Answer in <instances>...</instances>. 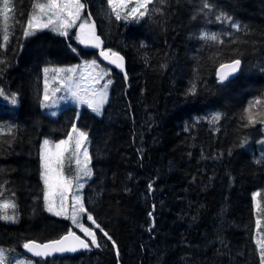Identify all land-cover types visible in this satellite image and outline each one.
Instances as JSON below:
<instances>
[{
    "label": "trees",
    "instance_id": "obj_1",
    "mask_svg": "<svg viewBox=\"0 0 264 264\" xmlns=\"http://www.w3.org/2000/svg\"><path fill=\"white\" fill-rule=\"evenodd\" d=\"M83 2L103 47L124 56L127 79L112 69L101 117L68 107L53 118L42 108L44 68L92 57L107 64L96 51L48 30L25 38L33 0H13L19 22L9 20L10 41L0 48V89L16 93L17 104L0 96V191L15 200L18 222L0 221V248L22 255L25 242L55 240L69 229L88 239L46 210L40 177L42 141L67 139L75 123L88 133L93 171L80 223L96 231L102 247L33 264H259L264 103L252 109L254 125L245 126L242 117L250 102L264 101V0H209L210 12L201 11L203 0H157L150 6L157 11L139 21H117L107 0ZM203 33L224 43L201 39ZM234 59L241 60L238 75L220 84L217 68ZM216 114L219 121L212 120ZM89 213L116 242L119 256L87 220Z\"/></svg>",
    "mask_w": 264,
    "mask_h": 264
},
{
    "label": "snow or ice",
    "instance_id": "obj_2",
    "mask_svg": "<svg viewBox=\"0 0 264 264\" xmlns=\"http://www.w3.org/2000/svg\"><path fill=\"white\" fill-rule=\"evenodd\" d=\"M156 2L157 0H107L111 13L117 21L142 20L149 16L152 11H157V9L150 7ZM160 2L163 3L164 0H160ZM0 4H2L0 16L3 19L2 30H0V48H6L10 41L11 28L13 26L8 22L9 20L16 23L19 21H16L14 15L13 0H0ZM85 8L86 4L83 0H33V10L24 23L23 36L27 38L34 36L37 32L49 30L65 38H74L86 48L98 49L100 57L115 65L121 71H124V56L118 51L103 47L104 41L97 34L96 24L91 17V13L84 16ZM212 8L213 5L209 0H203L201 11L207 9L210 12ZM216 19L221 20V16L218 15ZM224 19L231 23L232 28L237 31L240 30L241 26L232 21L231 17L224 16ZM74 28L76 31L72 33V29ZM200 38L221 44L224 43L215 33H204ZM72 51L76 52L77 49L72 48ZM240 67V59L220 64L217 70L218 82L223 84L225 81H228L230 77H233L240 70ZM81 69L82 71H80V75L77 78V71ZM43 71L46 77L42 102L43 107L56 106L57 101L53 100V97L57 92L66 90L68 92L67 98H70L75 104L86 105L96 115L102 114L103 106L108 100V90L113 81L110 78L105 80V77L109 76L110 73L101 68L96 59L84 61L83 65L68 68L46 67ZM50 72L53 73L52 80L61 77L62 83L60 87L49 89L47 77ZM62 73L64 74L63 76H61ZM124 78L127 79L126 72L124 73ZM102 80L105 82L100 84ZM82 81H89V87H82ZM97 85L99 86L97 87ZM195 92L196 87L193 85L189 89V94L194 95ZM0 96H3L6 100L10 99V103L13 105L17 104L16 93L6 94L3 89H0ZM60 99L66 98L60 97ZM261 103H264V101L258 98L254 102H250L249 107L245 109V116L242 117L247 120L245 126L257 123L256 115L253 114L252 109ZM50 114L55 116L56 112ZM220 118V114H216L212 117V120L219 121ZM76 119H79V113H76ZM259 122L264 123V118H261ZM87 142L88 133L73 123L67 139L60 140L59 142H52L48 139L43 140L39 158L41 165L40 177L44 185L43 200L46 210L55 216H63L65 219H70L88 239H82L81 236L69 229L60 238L47 243L25 242L23 248L28 253H31L32 256L47 258L58 253H74L78 250H89L92 246L96 248L102 247L96 231L79 222L81 214L87 213L83 197L79 194L85 187L83 183H80V180L82 178L91 179L93 175L92 168L90 167L92 158L87 148ZM257 163H260V161H257ZM66 164L69 168L73 164L75 165L76 172L74 176L65 175L64 169ZM74 187L75 192L73 191ZM148 187L151 190L152 184H149ZM0 188H3V185H0ZM12 195L14 196L15 193H12ZM259 195V193L254 194V198ZM3 196V191H0V221L17 223L18 214L15 200L4 199ZM69 198H71L70 206L68 204ZM154 208L155 206L153 205V210ZM148 215L152 217L153 212H149ZM87 220L91 221L95 225V228L103 234V237L111 242L112 247L116 249L117 256H119L116 242L111 235L96 222L90 213L87 214ZM260 225L261 222L257 219V230H259ZM154 226L153 219L151 227ZM151 227L149 230H151ZM256 244L259 253V264H264V235H261L256 240ZM0 264H7L5 249L3 248H0ZM15 264H24V262L17 261ZM27 264H33V262L29 260Z\"/></svg>",
    "mask_w": 264,
    "mask_h": 264
},
{
    "label": "rangeland",
    "instance_id": "obj_3",
    "mask_svg": "<svg viewBox=\"0 0 264 264\" xmlns=\"http://www.w3.org/2000/svg\"><path fill=\"white\" fill-rule=\"evenodd\" d=\"M131 6V5H130ZM84 16H86L85 14H84ZM49 31V30H48ZM75 31H76V29L74 28V29H72V33H75ZM52 32V31H51ZM54 33V32H53ZM56 34V33H55ZM204 34V33H203ZM73 39V41L75 42V43H77V44H79L74 38H72ZM81 45V44H80ZM83 46V45H82ZM84 47V46H83ZM92 59H95L94 57H92ZM92 59H89V60H85V61H90V60H92ZM98 62V61H97ZM83 63H84V61H82L81 63H79V64H77V65H83ZM98 64L100 65V67L101 68H103L104 70H106V71H108L109 73H110V75L109 76H106L105 77V80H107V79H111L112 80V78H111V72H112V68L110 69L108 66H104V65H102L100 62H98ZM73 66H76V65H72V66H64V67H57V66H47V68H68V67H73ZM46 68V67H45ZM80 71H82V69L81 70H78L77 71V78L79 77V75H80ZM52 75H53V73H49L48 74V77H47V80H48V87H49V89H54V88H56V87H60L61 86V83H62V80H61V77H57V79L56 80H52L51 79V77H52ZM64 74L62 73L61 74V76H63ZM45 80H46V77H45V73H44V71H43V82H44V87H43V96H44V90H45ZM105 81L104 80H102V81H100V84H103ZM89 81H82L81 82V84H82V87H84V88H87V87H89ZM99 85H97V87H98ZM111 87H112V85L109 87V90H108V99H109V96H110V90H111ZM60 97H65L66 99H60ZM68 97V92L66 91V90H62V91H60V92H57L56 93V95L53 97V100H56L57 101V104H56V106H54V107H43L42 106V108H43V112L46 114V115H48L49 117H53V118H55V117H57L59 114H60V112L63 110V109H65V108H68V107H75V108H77V110H81L82 108H85V109H88V110H90L91 111V109H89V108H87V106L86 105H78V104H75L70 98H67ZM43 102V101H42ZM107 102H108V100H107ZM107 102L104 104V106H103V109H102V114H103V110H104V107H105V105L107 104ZM49 103H51V101H49ZM52 112H56V115L55 116H53V115H51L50 113H52ZM92 112V111H91ZM93 113V112H92ZM93 114H95V113H93ZM102 114L101 115H96L97 117H101L102 116ZM261 132H262V137L261 138H263L262 140L264 141V126L262 127V129H261ZM252 139V137L251 136H249V138H248V140H251ZM253 140H251L250 142H249V144H248V147L251 145V142H252ZM43 142V141H42ZM254 143V142H253ZM41 145H42V143H41ZM87 148H88V151H89V140H88V142H87ZM40 150H41V147H40ZM90 154V153H89ZM264 154V152H260V153H258V155H257V160L258 161H262V162H264V156H262ZM90 167H91V164H90ZM92 168V167H91ZM64 171H65V175H68V176H74L75 175V172H76V168H75V165L73 164L72 166H71V168H69L68 166H67V164H66V166H65V169H64ZM92 178V177H91ZM90 181V179H88V178H82L81 180H80V183H83L85 186L87 185V183ZM85 188V187H84ZM84 188L80 191V195L83 197V191H84ZM73 191L75 192V187H74V189H73ZM257 199V197L256 198H254V201H255V203H256V200ZM68 204H69V206L71 205V198H69V201H68ZM256 205V204H255ZM50 213V212H49ZM50 214H52V213H50ZM71 214V212H70V208H69V215ZM85 214V213H84ZM84 214H81V216L79 217V222H82L81 221V219L83 218V216H84ZM53 215V214H52ZM55 216V215H54ZM57 217H63V216H57ZM64 218V217H63ZM68 220H70V219H68ZM4 222H6V221H4ZM70 222H71V224L74 226V228H76V229H78L79 231H80V229L79 228H77L73 223H72V221L70 220ZM8 223H10V222H8ZM86 226V225H85ZM261 226V225H260ZM261 235H264V232L262 233V232H259L258 234H257V236H258V238H260V236ZM5 255H6V258H7V262H11V264H15V262H17V261H21V262H24V264H27V261H32V259H29L27 256H25L23 253H22V255L20 254V255H12V256H9L8 255V253H6L5 252ZM8 258H9V261H8ZM33 262V261H32Z\"/></svg>",
    "mask_w": 264,
    "mask_h": 264
},
{
    "label": "water",
    "instance_id": "obj_4",
    "mask_svg": "<svg viewBox=\"0 0 264 264\" xmlns=\"http://www.w3.org/2000/svg\"><path fill=\"white\" fill-rule=\"evenodd\" d=\"M85 48H86V47H85ZM86 49L97 51L98 56H99V50H98V49H93V48H86ZM99 58H100V60H101L102 62H104L105 64H107V65L110 66L111 68L118 70V71L121 72L122 74L125 73V61H124V71H121L119 68H116L115 65L110 64L108 61H105L102 57L99 56ZM227 63H229V62H227ZM218 69H219V67L217 68V70H218ZM239 71H240V70H239ZM239 71H238L233 77H230L228 81L234 79V78L238 75ZM216 77H217V71H216ZM217 79H218V77H217ZM225 82H227V81H225ZM225 82H224V83H225ZM220 84H222V83H220ZM75 233H76V232H75ZM76 234H77V233H76ZM77 235H79V234H77ZM79 236H80V235H79ZM81 238L84 239L83 237H81ZM85 240H86V239H85ZM31 241H33V240H31ZM35 242H37V241H35ZM47 242H49V241H47ZM47 242H37V243H47ZM84 251H88V250H78L77 252H74V253H72V252L62 253V254H59V253H58V254H54V255L49 256V257H53V256L74 255V254H77V253H80V252H84ZM23 253H24L26 256H29V257H32V258H40V257L32 256V254H31V253H28L25 249H23ZM47 258H48V257H47ZM43 259H45V258H43Z\"/></svg>",
    "mask_w": 264,
    "mask_h": 264
}]
</instances>
